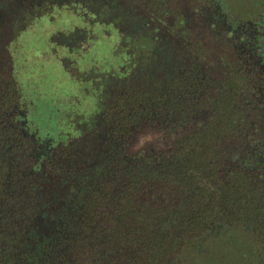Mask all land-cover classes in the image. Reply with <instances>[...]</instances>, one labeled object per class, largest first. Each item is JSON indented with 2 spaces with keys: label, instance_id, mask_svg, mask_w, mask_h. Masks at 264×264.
Instances as JSON below:
<instances>
[{
  "label": "trees",
  "instance_id": "trees-1",
  "mask_svg": "<svg viewBox=\"0 0 264 264\" xmlns=\"http://www.w3.org/2000/svg\"><path fill=\"white\" fill-rule=\"evenodd\" d=\"M247 46L221 72L152 53L145 82L57 96L40 137L27 104V136L9 127L0 93V264H264V68Z\"/></svg>",
  "mask_w": 264,
  "mask_h": 264
},
{
  "label": "flooded vegetation",
  "instance_id": "flooded-vegetation-1",
  "mask_svg": "<svg viewBox=\"0 0 264 264\" xmlns=\"http://www.w3.org/2000/svg\"><path fill=\"white\" fill-rule=\"evenodd\" d=\"M28 1L31 5H35V3H38L37 5L48 3V7H45V10L48 11V9L53 8L55 5L60 6L64 0L60 1L59 4H57V0H39V2L37 0H26V2ZM161 1L138 0L137 2L138 4L140 3V6H137L135 0H130L129 2L127 0H65L64 7L72 10L77 16L79 15L78 17H80L81 21L70 24L68 26L69 33L59 32V37L56 40L52 37L53 41H50V44L48 43V47L52 50L50 56L59 60L62 67L86 91H94L98 87L101 89L104 88L107 92L115 93L134 83L133 79L138 78L140 81L138 83H141L147 79V76H153V70L150 67L153 65L152 68H155L157 63L156 61L155 63L153 62L152 53L158 54V60H163L164 58H171L170 60H173L174 56L171 57L168 54L166 56L165 53L168 51L165 49V46H169L168 41H178V43L180 41H207L201 34H199V38H192V31L197 27H202L204 31H210L212 34L225 35L228 41L239 42L238 50L242 46L247 48V45H249L250 50L255 49L258 52L257 62L264 68L263 12L261 13L260 21L251 19L246 21L238 17V15L231 17L230 11L225 9V6L221 4L222 2L220 0H198L196 2L186 0L187 5L180 12H171L169 6L161 4ZM69 2L72 5L74 4L75 7L70 6ZM5 12L0 7V23L3 22ZM13 13L14 10L10 14ZM42 13L41 11L38 12L36 18L45 16ZM29 14H33L32 11ZM23 19L27 21L29 15H23ZM15 23L16 20L13 21V29ZM95 26L99 27V29L96 30ZM100 31L105 32L107 36L113 37L112 39H114L115 43L123 45L131 42L134 44V41H138V43L144 41L141 43L140 51L138 50L139 56L136 55L138 57H135L139 63H134L133 61L135 56L134 49L132 51L126 50L130 61H126L127 58H124L115 72L107 73L109 72L107 70L106 73L96 75V69L84 67V73L77 76L72 71L73 65L79 63L77 62L78 60H85V57H90L91 60L95 56V52H92L91 41L99 38V35H101ZM12 41L15 40L11 38L2 44L0 41V67H2L3 72L7 71L9 67L8 70L11 73L4 88H2L3 86L0 82V91L6 90L9 92L12 84H17L18 82L13 75V70L16 69V57L12 52L9 53L10 50L8 51ZM20 41L23 43V50V39H20ZM151 41L155 43L154 51H152L151 55L149 54L144 58L145 60L147 59L144 62L141 54H144L148 50L147 44ZM209 41L215 40L209 39ZM216 41H220V39L218 40L216 37ZM253 41H256V43ZM29 49L31 48L29 47ZM39 50L35 53L34 51H28L31 54L30 56H33V59H29V64L37 56L41 57ZM78 67L76 68L77 71L80 69ZM38 85V83L37 85H32V88L37 89ZM26 87L31 88L30 86ZM15 92L18 91L15 90ZM12 101L9 103V127L17 130L21 136L26 137L28 134L25 132L27 130V119L22 118L25 113L22 111V108L19 109L18 104L20 102L16 101L15 96ZM1 105L0 103V107Z\"/></svg>",
  "mask_w": 264,
  "mask_h": 264
},
{
  "label": "rangeland",
  "instance_id": "rangeland-1",
  "mask_svg": "<svg viewBox=\"0 0 264 264\" xmlns=\"http://www.w3.org/2000/svg\"><path fill=\"white\" fill-rule=\"evenodd\" d=\"M60 1L62 0H57V4H59ZM129 1L130 0H127V2ZM196 1L198 0H193L192 2ZM220 1L222 2L221 4L225 6V9L230 11L231 17L238 15V17L246 21L249 19L260 21L261 13H264V0ZM37 2H39V0H37ZM135 2L137 6H140L137 0H135ZM37 4L38 3L31 5L29 1L26 2V0H0V7L6 11L3 22L0 23V41L2 44L11 38L15 40L10 43L8 51L10 50L9 53L12 52L16 57V69L13 70V75L17 77L15 80H18V82L17 84H12L10 87V94L11 97L15 96L16 101L20 102L18 104L19 109L22 108L24 113L27 114L24 105L27 104L29 106L27 115L30 123L29 125L32 130L34 128L38 129L36 130V135L40 137L47 122L55 119L53 109L59 112L61 104L57 103V96L60 95L59 97L61 98V96H64L69 91H75L80 87L66 69L62 67L59 60L50 56L52 50L48 47V43L50 44V41H53L52 37L56 40L59 37V32L69 33L68 26L72 23L81 21V19L78 17L79 15L77 16L72 10H68L64 7L65 0L60 6L55 5L53 8L48 9V11L45 10V7H48V3H42L41 5ZM161 4L169 6L171 12H180L181 9L187 5V1L162 0ZM69 5L75 7V5H72L70 2ZM13 10L14 13L10 14ZM30 11H32L33 14H29ZM40 11L43 12L42 14L45 16L36 18ZM25 14H27V16L29 15L27 21L23 19V15ZM170 18H172V16H170ZM14 20H16V23L13 29L12 24ZM95 28L96 30L99 29V27L96 26ZM100 34L97 40L91 41L92 52H95V56L91 60L90 57H85V60H78L77 62L79 63L73 65L72 71L75 72L77 76L84 73V67L96 69V75L106 73L107 70H109L107 73L115 72L123 61V52L126 50L132 51L134 46L140 51L141 43L144 42L138 43V41H134V44L131 42L123 45L115 43L114 39H112L113 37L107 36L105 32L100 31ZM199 34L203 35L207 41H180V43H178V41H168V47L175 53L171 68L177 67L176 62L185 64L189 60H200L204 64L209 65L214 72L223 71L225 64L221 60L222 55L227 54L232 56L235 50H238L239 42L228 41L225 35L212 34L210 31H204L202 27H197L192 31V38H199ZM216 37L218 40L220 39V41H216ZM20 39H23L24 42L23 50V43H21ZM209 39L215 41H209ZM253 42L256 43V41ZM233 44L234 46H232ZM29 47L31 49H29ZM193 47L197 48L200 52V58H197L195 55L192 56L190 49ZM37 50L41 53V57L37 56L34 60H31L32 63L29 64V59H33V56L31 57L28 51H34L35 53ZM147 55V51L141 54L143 59L147 57ZM77 67L80 68L79 71L76 70ZM8 69L9 67L7 71L3 72L2 67H0V82L3 86L2 88L5 87L8 77L11 75ZM85 70H87V68H85ZM147 79H145V81ZM133 80L136 84L140 82L138 78ZM36 81L39 85L37 89H33L32 85H37ZM25 86H30L31 88H25ZM15 90L18 92H15ZM0 92L7 93L6 90H1ZM21 98H25L26 103ZM53 101L54 103L52 104ZM84 105L86 108L92 109L94 106L92 98H86ZM58 112L56 114H58ZM145 134L146 136L140 137L141 141L151 136L149 131ZM150 139H152V137ZM228 263L230 262L225 259L224 264Z\"/></svg>",
  "mask_w": 264,
  "mask_h": 264
}]
</instances>
